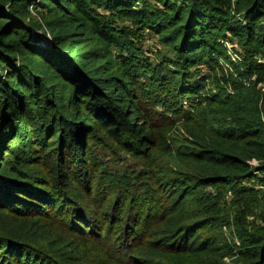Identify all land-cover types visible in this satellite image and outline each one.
<instances>
[{
  "label": "trees",
  "instance_id": "1",
  "mask_svg": "<svg viewBox=\"0 0 264 264\" xmlns=\"http://www.w3.org/2000/svg\"><path fill=\"white\" fill-rule=\"evenodd\" d=\"M263 17L0 0V264H264Z\"/></svg>",
  "mask_w": 264,
  "mask_h": 264
},
{
  "label": "rangeland",
  "instance_id": "2",
  "mask_svg": "<svg viewBox=\"0 0 264 264\" xmlns=\"http://www.w3.org/2000/svg\"><path fill=\"white\" fill-rule=\"evenodd\" d=\"M142 48H143V51L144 53H146L147 55H150V59L154 60V57L152 55L153 52H155L156 50H158V44L157 42L152 39V38H149L147 36L144 37V39L142 40V44H141ZM230 45V43H229ZM228 56V54H227ZM229 57V56H228ZM230 61V59H229ZM229 62H223V61H220V65L223 69H227L225 67V64H228ZM202 73L204 74H207V71L208 69L205 67V66H202L199 68ZM182 106L184 107V110H189V104L187 102H183L182 103ZM129 161L128 160H124L123 163H122V167H125L126 165H128ZM252 164H255V163H252ZM225 235L226 237L228 238L229 241H233L234 243H236L238 245V242H237V238L234 234V232L230 231V230H227L225 229ZM226 264H233L234 263V259H231V258H227L224 260Z\"/></svg>",
  "mask_w": 264,
  "mask_h": 264
},
{
  "label": "built area",
  "instance_id": "3",
  "mask_svg": "<svg viewBox=\"0 0 264 264\" xmlns=\"http://www.w3.org/2000/svg\"><path fill=\"white\" fill-rule=\"evenodd\" d=\"M30 10L32 11V6L30 7ZM237 17H240L239 15H237ZM261 24H264V17L262 18L261 20ZM226 45V49H227V54L229 56V59H230V62L233 63L234 65H236L239 69H242L241 68V64H242V61H241V56H239L235 51L234 49L232 48L231 45H229L228 43L225 44ZM258 63H261L263 64L264 61L261 60V59H258L257 60ZM225 67L227 69H231V65L230 63L228 64H225ZM251 80H254V77L251 78ZM245 85H249L247 81H243ZM260 89H261V92H264V84L263 85H259Z\"/></svg>",
  "mask_w": 264,
  "mask_h": 264
}]
</instances>
